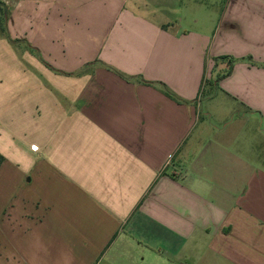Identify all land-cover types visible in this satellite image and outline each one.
<instances>
[{"label":"crops","instance_id":"obj_1","mask_svg":"<svg viewBox=\"0 0 264 264\" xmlns=\"http://www.w3.org/2000/svg\"><path fill=\"white\" fill-rule=\"evenodd\" d=\"M0 1V264H264V0Z\"/></svg>","mask_w":264,"mask_h":264},{"label":"trees","instance_id":"obj_2","mask_svg":"<svg viewBox=\"0 0 264 264\" xmlns=\"http://www.w3.org/2000/svg\"><path fill=\"white\" fill-rule=\"evenodd\" d=\"M7 10L4 3L0 1V35H5L6 31ZM5 162V158L0 154V167Z\"/></svg>","mask_w":264,"mask_h":264},{"label":"rangeland","instance_id":"obj_3","mask_svg":"<svg viewBox=\"0 0 264 264\" xmlns=\"http://www.w3.org/2000/svg\"><path fill=\"white\" fill-rule=\"evenodd\" d=\"M207 96H208V95H206L205 97H207ZM207 102H208V101H207V99L205 98V99H204V106H206Z\"/></svg>","mask_w":264,"mask_h":264}]
</instances>
